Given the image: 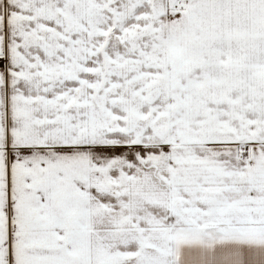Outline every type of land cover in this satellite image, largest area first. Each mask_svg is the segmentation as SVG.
<instances>
[{
    "label": "snow or ice",
    "instance_id": "obj_1",
    "mask_svg": "<svg viewBox=\"0 0 264 264\" xmlns=\"http://www.w3.org/2000/svg\"><path fill=\"white\" fill-rule=\"evenodd\" d=\"M0 264H264V0H0Z\"/></svg>",
    "mask_w": 264,
    "mask_h": 264
}]
</instances>
